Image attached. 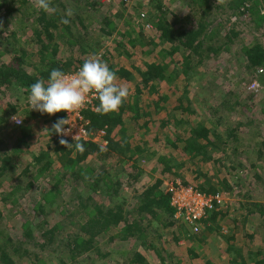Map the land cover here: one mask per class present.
Instances as JSON below:
<instances>
[{
  "label": "trees",
  "instance_id": "trees-1",
  "mask_svg": "<svg viewBox=\"0 0 264 264\" xmlns=\"http://www.w3.org/2000/svg\"><path fill=\"white\" fill-rule=\"evenodd\" d=\"M114 4V0H50L45 11L38 8V0H0V94L8 99L0 109V264H48L44 257L48 254L66 257L59 258L64 264H82L89 252L100 253L98 246L103 242L128 245L120 253L134 251L129 264H152L145 252L138 251L141 247L156 251L158 257L153 262L159 258L163 264L160 255L167 254L168 243L174 242L160 236V228L184 224L175 218L177 188L164 192L163 177L172 178L176 187L180 184L206 196L225 193L243 202L240 210L264 217L263 204L255 210L250 206L255 192L245 188L252 184L248 176L240 178L251 170L255 181L264 182V138L252 144L253 135L249 140L243 131L259 122L250 120L222 130L220 119L215 124L211 120L228 109L232 93L214 106V99L224 97L217 92L219 81L206 84L201 91H190L195 73L205 65H216L239 36L234 30L222 34L216 12L224 11L229 17L254 12L263 21L257 0H186L183 16L173 17L163 8L162 0H151L156 14L149 11L142 19L144 25H134L128 0ZM71 7L74 10L69 13ZM115 22L124 23L125 28L119 29L120 23ZM147 25L154 36L145 34ZM242 51L247 59L243 69L264 85L263 44L254 38ZM153 54L155 60L147 61ZM120 57L140 58L141 64L136 61L128 67L117 62ZM90 58L106 62L116 72L117 82L129 87L130 96L116 112H81L80 125L89 138H77L85 147L80 153L74 144L67 147L60 143L62 139L75 143L74 139L52 130L57 119H67L65 113L42 115L31 110L27 97L30 86L39 79L47 80L53 69L71 75ZM215 72L206 76L212 81ZM95 103L98 106L99 100ZM17 116L22 126L13 123ZM40 121L42 128L35 129ZM154 126L156 131L151 134ZM100 132L105 133L102 140L107 145L93 141ZM4 139L12 143L7 149L2 147ZM231 147L235 161L227 156ZM142 162H154L152 171L159 166L162 178L150 175L153 182L140 192L134 186L147 173ZM16 164L19 174L14 170ZM12 180L19 185L10 183L8 190L2 189ZM41 180L43 185H37ZM23 183L27 187L21 190ZM33 187L41 193L33 214L25 221L6 216L16 224L12 233H7L3 209L18 190L26 195ZM124 187L132 190L130 196H122ZM96 197L108 200L100 203ZM234 207L221 202L192 225L197 231L194 235L184 226L176 227L189 241V256L195 264H209L204 262L208 256L204 251L213 246L217 261L223 264H264L261 253L245 254L243 240L254 242L260 236L257 232L251 236L239 219L232 218ZM195 249H202L203 255L194 258ZM169 259L176 263L172 254Z\"/></svg>",
  "mask_w": 264,
  "mask_h": 264
},
{
  "label": "rangeland",
  "instance_id": "rangeland-1",
  "mask_svg": "<svg viewBox=\"0 0 264 264\" xmlns=\"http://www.w3.org/2000/svg\"><path fill=\"white\" fill-rule=\"evenodd\" d=\"M122 1L123 0H114V3H115L114 7L117 5H120ZM150 2L151 0H128V11H129L128 14H131L133 16V22H135L134 25L142 24L143 23L142 19L147 17V14L149 13V11L152 12V16L156 14L155 8L157 6V2H154L156 6L151 5ZM162 4H163V8H167V10L170 12V15H171L170 17H173L172 14H175L176 16H183L184 10L186 9V5H187L186 0H162ZM139 5H142V7H139L137 9ZM257 5H258V8L262 10L261 16L263 17V21L260 20V17L257 14H254V12H251L245 15L243 13H240V14L237 13L236 16L238 17V19L237 17H229L228 15L224 13V11L222 12L221 10H219V13L216 12V16L219 19L218 23L220 25L219 26L220 31L222 32V34H224V32L225 34H227L230 30H234L235 32L239 33V36L234 40V43L229 45L227 52H225L222 57H219V59L216 62V65L215 64L205 65L204 68L200 69V73L199 72L195 73V75L192 78L193 86L190 88L191 92H196V90L201 91L202 87L206 86V84L213 85L215 83H218L219 81L220 88H217L218 89L217 92L220 94H223L224 97H220L219 99H214L212 101V104L214 106H217L223 103L225 96H227V94L229 93H232L233 97L231 98L230 102L226 104V106H228V109H226V111L223 114H219L218 117L213 116L211 123L213 122L215 124L217 122V119H220L222 121V122L220 121V123L224 124L223 126L220 125L222 126L221 129L223 130L228 126L233 128L237 125V123H241V122L247 123L250 120L259 122L256 124V126L253 125L255 127H247L246 129L243 130L247 132L246 134L247 139L250 140L252 138V140L249 141L252 144L260 142L262 141V137L264 138V85H262L261 83L259 84L255 80L251 79L252 77H250V75L243 69V66L247 63V59L245 58V54L243 53L242 50L244 46L248 45L254 38L258 39L261 42V44H263L264 46V29H263L264 28V0H257ZM67 10L69 12V11H73L74 9L73 7H71ZM78 11L82 13L81 10H78ZM138 18H140L141 20L139 21ZM257 20L260 22L259 25L257 24ZM118 23L120 22H115L114 24H118ZM117 26H119V29H123V27L125 28V25L122 22L118 24ZM150 26L151 25H147V27L144 30L146 31L145 34L147 36L149 35V37L153 35V33L150 31L151 29ZM219 38L221 37H218V39ZM155 57L156 55L153 54L152 56L146 58V60L152 62L155 60ZM136 61L138 62V65L140 66L141 64L140 58L127 60L125 57H120L117 60L118 63L126 65L128 67L130 66L131 63L132 64L136 63ZM216 68L218 69L215 72V70L213 69H216ZM210 72H215L212 78V81H211V77L206 76ZM263 77H264V74H263ZM255 82L259 86V88L257 89L258 92L256 90L249 89L250 86H252V84H254ZM191 95H193V93H191ZM7 100H8L7 98H3V96L0 94V109L1 110L6 107L5 102ZM200 115L202 114L200 113ZM208 117L211 118L210 115H208L207 118ZM14 119L18 121L20 120L21 124H19V126L23 125L22 119L19 116L15 117ZM13 123L15 124V126L17 125L16 121H13ZM260 124H261V128H258L257 125H260ZM157 126L153 127V131L151 132V134L155 133ZM40 127L42 128L41 121L37 122L34 128L36 129ZM77 135H79V131L76 130V128L71 129V132L69 133V135L67 134V136H69L70 138H74ZM251 135H253V137H251ZM97 140L98 142H100L98 138ZM4 143L5 144L2 146L4 149L8 148V144L12 145V143H10V141H7L6 139H4ZM227 151H228L227 156L232 157L231 159L232 161L237 160L235 159L236 156L232 155V152H233L232 147L228 148ZM221 156L222 154L219 156V158ZM238 160H242V158L241 159L238 158ZM16 162L18 161L16 160ZM94 163L100 164L101 162L95 161ZM143 165L147 166V173L142 179V181H140V183L134 186V188L140 192L144 189V187H147L150 182H153L151 181V178L149 177L150 175H153L154 178L156 177L162 178L160 175L162 170L159 166L158 168H156L155 172L152 171L154 167V162L153 163L152 162H148V163L142 162L141 166ZM238 165L239 164H236L235 166L238 167ZM220 167H221V164H220ZM14 170H15V173L19 174L17 164L15 165ZM247 170H250V169H247ZM246 175L248 176L247 181H250L249 183H252V184L246 185L245 188L246 187H250L251 189L253 188L255 192L254 193L255 202H252V204L250 205L253 208V210H255L259 205H262V204L264 205V182L255 181L256 178L254 177V174L251 170L248 172L245 171L244 173H242L240 178ZM190 177L191 176L187 174V178H190ZM163 179L165 180L164 185H163V191L164 192L173 191V189L176 186L174 185L175 182L172 181V178L166 179V177H163ZM7 180H10V179L7 178ZM15 181L12 180L11 182H5L3 185L4 188L2 189L8 190L10 183L14 186H17V184L19 185V183ZM40 182L41 183H38V184L36 183V184L37 185L41 184L42 186L44 181L41 180ZM21 185H22L21 190L27 187L26 183L25 184L23 183ZM250 188L245 189V190H249ZM21 190H18L14 194V196H12V200H10L11 201L10 205L4 208L2 211L3 215L1 214L2 216L5 217L3 220L7 223V224H3V230L7 231V233L9 234L12 233L11 229H13V227L16 224L15 222H9L6 216L9 215L10 220H13V218L18 217V219L25 221V219L30 214H33V206L35 204V201L36 200L38 201L39 197L41 196V193L37 192L35 187L29 189V191L26 192V195H24V191H21ZM2 191L3 190H1L0 192ZM68 193L69 192L65 194V197H68L67 196ZM87 194L88 192L87 193L85 192L86 196ZM131 194H132V190L130 188H125V187L123 188L122 196H130ZM96 199H97V202H100V203H105L108 200V199H103V198L100 199L98 197H96ZM226 201L229 202L231 206H235L233 210L234 212L232 213V216H233L232 218L239 219V221H241L242 224L247 227L246 232H248V234L252 236V234L256 232H257L256 234L259 233L260 240L256 239L254 240V242L251 240L247 241L246 239L243 240L242 244H243V248L245 249L244 251L245 254L251 251V253L255 254L254 256H257L259 253H261L264 256V217L261 218L259 216V213L257 216H255V215H251V213H249V211L247 210H243V209L240 210L239 206H241L243 202H239L236 198L226 197ZM252 208H250V210H252ZM177 226L178 227L184 226L188 228L189 232L193 235L197 232L196 230H193L189 224H186V225L176 224L174 227H171L168 229L160 228L159 230L160 236H162L164 239L169 238L168 241L174 242V244L177 242L178 243L176 245L172 244L171 246H169L170 243H168L167 250L169 251L167 252V254L165 253H161V255L160 253L158 254L162 258L163 264L171 263L169 259L170 254L175 256V262H176L175 264H195L194 263L195 261H193V259H190V256H189V250L191 249V245L189 241L186 239L185 234L176 229ZM117 232L118 230L113 232L111 235ZM109 236L106 237V240L109 238ZM149 237L150 236L148 235L147 240L149 239ZM143 242L145 241H142V243ZM148 242L150 241L148 240ZM157 242L158 241L156 240L155 244L157 248H160L159 247L160 244ZM103 244L102 245L100 244L98 246L100 248L99 254L94 253V252H89L87 254L88 257H86V260H84L82 264H129V261L133 259L132 256H134L133 255L134 251L128 252L127 255L120 253L121 250L127 249L126 246L128 245H124L121 242H117V243L114 242V244H109V245H105V243L103 242ZM239 246L241 247L240 244ZM138 251L140 253L145 252L146 257L148 258V261L152 262V264H159V260H160L159 258L157 261L153 262L154 261L153 258L158 257L156 251L149 252V251H146V249L144 250L143 247H141V249H139ZM204 252L208 253L207 254L208 256L205 258L204 262L210 261L209 264L210 263L223 264L222 261H219V260L217 261L216 257L218 256V253L215 251L214 246L206 249ZM193 253L195 254L193 256L194 258L200 257L199 253L202 254L203 250L195 249ZM44 257L47 259L46 261L48 264L49 263L50 264H64V262L59 261V258L61 257L64 260H67L66 257L54 255V254H48ZM72 264H75V263L73 262ZM201 264H204V263H201Z\"/></svg>",
  "mask_w": 264,
  "mask_h": 264
},
{
  "label": "clouds",
  "instance_id": "clouds-1",
  "mask_svg": "<svg viewBox=\"0 0 264 264\" xmlns=\"http://www.w3.org/2000/svg\"><path fill=\"white\" fill-rule=\"evenodd\" d=\"M49 7L50 0H38L39 9L47 11ZM63 22L68 23L66 19ZM117 81L116 72L106 62L99 58H90L85 60L80 68L71 75L60 69H53L47 80L39 79L30 86L27 100L31 110L38 111L42 115H55L59 112H67L71 115L73 112L82 109L88 102L89 95L93 94L99 100L98 111L102 114H108L118 111L130 96L129 87ZM21 92H23V89H21ZM69 124H71L69 119L59 118L52 125V130L63 135L66 131L64 126ZM78 126L76 130L82 126L80 122H78ZM100 133L93 138V141L101 145H107V141L102 140L105 135L100 137ZM79 135L71 138L75 140V143L69 144L63 139L60 143L66 144L67 147L74 144L76 150L83 153L85 147L83 143L77 140V138H80ZM87 138H89L88 133L85 139ZM104 150L101 146V151ZM177 183L179 184V182ZM175 188H177L176 191L182 188L193 189L184 188L180 184L179 187ZM184 225L186 224L184 223Z\"/></svg>",
  "mask_w": 264,
  "mask_h": 264
},
{
  "label": "built area",
  "instance_id": "built-area-1",
  "mask_svg": "<svg viewBox=\"0 0 264 264\" xmlns=\"http://www.w3.org/2000/svg\"><path fill=\"white\" fill-rule=\"evenodd\" d=\"M259 86L255 82L250 86L249 89L256 90L258 92ZM97 100L96 96L93 94L89 95L88 102L85 106L73 112L71 115L67 112H64L69 119L71 124L67 125L65 128L66 131L62 135L66 138H70L67 136L71 132V129L78 128V122L82 120L81 112L86 109H90L93 112H98V106L96 105L95 101ZM17 122V125L21 124L20 120H14ZM80 137L86 138L87 131L81 126L79 129ZM105 133L101 132L100 137L104 136ZM226 197H229L224 193L222 196H206L203 194H199L198 192L194 191L193 189H180L177 190L175 193V198L173 204L177 206L178 212L175 215L177 220H182L183 223L189 224L190 226L200 222L203 218L206 217L207 213L212 211L216 206L220 205L221 202H227Z\"/></svg>",
  "mask_w": 264,
  "mask_h": 264
}]
</instances>
